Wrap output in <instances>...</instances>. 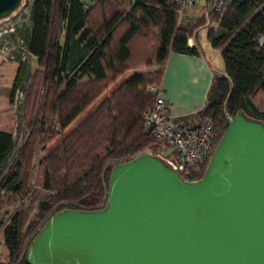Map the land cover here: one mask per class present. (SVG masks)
<instances>
[{
	"label": "trees",
	"instance_id": "obj_1",
	"mask_svg": "<svg viewBox=\"0 0 264 264\" xmlns=\"http://www.w3.org/2000/svg\"><path fill=\"white\" fill-rule=\"evenodd\" d=\"M216 1L27 0L31 25L22 36L37 67L22 105V143L16 148L11 129L0 128V264H27L25 250L50 216L104 207L113 165L157 148L144 119L157 96L147 88L163 87L171 54L202 55L206 40L224 64L204 105L175 122L211 118L215 147L226 113L264 123V0ZM25 75L20 62L0 87V121L10 123Z\"/></svg>",
	"mask_w": 264,
	"mask_h": 264
},
{
	"label": "water",
	"instance_id": "obj_2",
	"mask_svg": "<svg viewBox=\"0 0 264 264\" xmlns=\"http://www.w3.org/2000/svg\"><path fill=\"white\" fill-rule=\"evenodd\" d=\"M22 0H0V20ZM27 264H264V123L238 110L201 178L151 153L113 165L98 209L54 213Z\"/></svg>",
	"mask_w": 264,
	"mask_h": 264
},
{
	"label": "built area",
	"instance_id": "obj_3",
	"mask_svg": "<svg viewBox=\"0 0 264 264\" xmlns=\"http://www.w3.org/2000/svg\"><path fill=\"white\" fill-rule=\"evenodd\" d=\"M176 1L178 4H191L194 0ZM220 4L221 1L217 0L215 6ZM147 89L157 96L153 106L144 112V119L155 134L156 143L154 144L157 148L148 147L143 153H151L162 158L185 179L195 180L191 176L207 167L215 149L214 121L211 118H205L195 126L185 122H175L174 117L167 111L169 102L164 97V88L158 84H152ZM21 90L22 88L18 86L14 92L15 97H19L20 100ZM226 115L229 119L231 118L229 113Z\"/></svg>",
	"mask_w": 264,
	"mask_h": 264
},
{
	"label": "rangeland",
	"instance_id": "obj_4",
	"mask_svg": "<svg viewBox=\"0 0 264 264\" xmlns=\"http://www.w3.org/2000/svg\"><path fill=\"white\" fill-rule=\"evenodd\" d=\"M29 5L27 0H22L18 8L10 14L7 18L0 20V87H9L15 74L17 73V67L21 62L22 72L26 73L23 84L21 86L22 96H13L12 99V117H8L10 123L7 121H0V128L11 129L13 138H15V147L17 148L23 141L22 129V105L24 104L25 91L28 83L29 73L37 67V59L34 55L28 53L25 39L22 34H27L31 25L29 18ZM202 52L204 57L219 70L216 54L203 46ZM220 60V59H219ZM219 72V71H218ZM87 79V78H84ZM165 97V92H164ZM167 100V98L165 97ZM13 100L15 105L13 106ZM20 101V102H19ZM168 101V100H167ZM21 107V108H20ZM21 124V125H20ZM168 150V149H166ZM42 152H39L35 156V165L41 157ZM12 155L8 158L7 163L11 161ZM36 169V168H35ZM1 171V169H0ZM1 176V173H0ZM17 205V202L15 203ZM5 256V247L3 244V237L0 228V259Z\"/></svg>",
	"mask_w": 264,
	"mask_h": 264
},
{
	"label": "crops",
	"instance_id": "obj_5",
	"mask_svg": "<svg viewBox=\"0 0 264 264\" xmlns=\"http://www.w3.org/2000/svg\"><path fill=\"white\" fill-rule=\"evenodd\" d=\"M203 42H205L206 49L216 54L219 70L204 57L203 53L199 56L171 54L162 85L165 97L170 104L167 111L172 117L187 115L200 109L205 103L214 74L224 71L223 60L219 52L212 49L206 40ZM195 44V39L190 38L189 45Z\"/></svg>",
	"mask_w": 264,
	"mask_h": 264
},
{
	"label": "clouds",
	"instance_id": "obj_6",
	"mask_svg": "<svg viewBox=\"0 0 264 264\" xmlns=\"http://www.w3.org/2000/svg\"><path fill=\"white\" fill-rule=\"evenodd\" d=\"M196 180V179H195Z\"/></svg>",
	"mask_w": 264,
	"mask_h": 264
}]
</instances>
